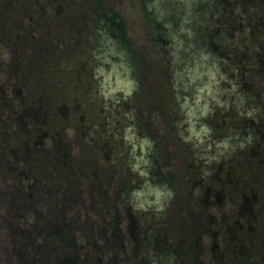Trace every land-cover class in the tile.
<instances>
[{"label":"rangeland","instance_id":"obj_1","mask_svg":"<svg viewBox=\"0 0 264 264\" xmlns=\"http://www.w3.org/2000/svg\"><path fill=\"white\" fill-rule=\"evenodd\" d=\"M0 264H264V0H0Z\"/></svg>","mask_w":264,"mask_h":264}]
</instances>
